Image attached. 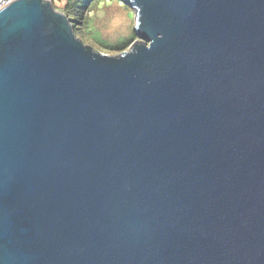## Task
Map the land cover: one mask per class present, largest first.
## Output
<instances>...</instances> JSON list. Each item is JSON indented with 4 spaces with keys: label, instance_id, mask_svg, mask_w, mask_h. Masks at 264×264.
I'll use <instances>...</instances> for the list:
<instances>
[{
    "label": "water",
    "instance_id": "obj_1",
    "mask_svg": "<svg viewBox=\"0 0 264 264\" xmlns=\"http://www.w3.org/2000/svg\"><path fill=\"white\" fill-rule=\"evenodd\" d=\"M126 1L0 10V264H264V0Z\"/></svg>",
    "mask_w": 264,
    "mask_h": 264
},
{
    "label": "rangeland",
    "instance_id": "obj_2",
    "mask_svg": "<svg viewBox=\"0 0 264 264\" xmlns=\"http://www.w3.org/2000/svg\"><path fill=\"white\" fill-rule=\"evenodd\" d=\"M52 1L56 6H60L65 0ZM91 16L89 33H84L82 30L79 32L85 42L93 45L97 50L102 52L106 50L104 53L116 55L120 52L108 48L125 41V38L136 36L135 10L125 0H103L93 7Z\"/></svg>",
    "mask_w": 264,
    "mask_h": 264
},
{
    "label": "trees",
    "instance_id": "obj_3",
    "mask_svg": "<svg viewBox=\"0 0 264 264\" xmlns=\"http://www.w3.org/2000/svg\"><path fill=\"white\" fill-rule=\"evenodd\" d=\"M103 0H65L62 2L60 6H56L57 9L63 11L68 15V17L74 22V29L78 36H80L84 42L85 39L80 35V30L84 33H89V29L91 26V11L93 7L99 4ZM125 2H127L125 0ZM125 41L118 43L113 47H106L108 50H114L122 52L127 50L131 44L135 41L136 36L125 38ZM86 43V42H85ZM106 45V44H105ZM93 46V45H92ZM101 50H104L100 48ZM104 50L103 52H105Z\"/></svg>",
    "mask_w": 264,
    "mask_h": 264
},
{
    "label": "built area",
    "instance_id": "obj_4",
    "mask_svg": "<svg viewBox=\"0 0 264 264\" xmlns=\"http://www.w3.org/2000/svg\"><path fill=\"white\" fill-rule=\"evenodd\" d=\"M15 0H0V10Z\"/></svg>",
    "mask_w": 264,
    "mask_h": 264
}]
</instances>
